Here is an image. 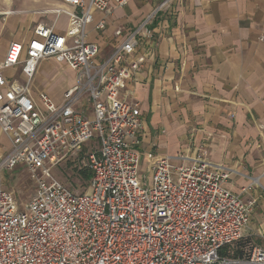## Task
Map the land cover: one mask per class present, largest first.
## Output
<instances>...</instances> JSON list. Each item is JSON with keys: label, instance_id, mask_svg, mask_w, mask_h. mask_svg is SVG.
<instances>
[{"label": "built area", "instance_id": "built-area-1", "mask_svg": "<svg viewBox=\"0 0 264 264\" xmlns=\"http://www.w3.org/2000/svg\"><path fill=\"white\" fill-rule=\"evenodd\" d=\"M163 1L133 30L114 31L104 60L87 27L103 31L127 0H62L66 33L37 25L27 44L11 42L0 63V264H264V236H246L254 201L224 187L228 171L204 159L159 157L149 182L139 174L142 120L128 83L151 53L149 28ZM96 15H100L98 20ZM53 59L74 71L55 105L30 97L38 64ZM22 81L8 77L17 71ZM95 142L96 150L87 151ZM2 148V147H0ZM72 162L91 175L78 193L52 171ZM22 166L34 187L24 209L2 186ZM257 240L236 254L234 245Z\"/></svg>", "mask_w": 264, "mask_h": 264}, {"label": "crops", "instance_id": "crops-1", "mask_svg": "<svg viewBox=\"0 0 264 264\" xmlns=\"http://www.w3.org/2000/svg\"><path fill=\"white\" fill-rule=\"evenodd\" d=\"M103 31L87 27L99 60L118 44L114 31L133 30L165 0H127ZM71 8L62 0H0V63L11 42L27 45L37 25L64 35ZM100 15H96L98 20ZM151 53L128 83L142 120L139 174L150 181L159 157L204 159L228 171L224 187L254 201L246 236H264V0H170L151 21ZM67 70L65 87L49 89L52 68ZM5 75L23 80L17 71ZM75 81L68 65L38 64L30 97L58 105ZM257 222L258 225H255Z\"/></svg>", "mask_w": 264, "mask_h": 264}, {"label": "rangeland", "instance_id": "rangeland-1", "mask_svg": "<svg viewBox=\"0 0 264 264\" xmlns=\"http://www.w3.org/2000/svg\"><path fill=\"white\" fill-rule=\"evenodd\" d=\"M51 73V82L49 89L52 92L58 93L65 87L66 81L68 79V72L67 70H61L57 67H53ZM0 155L7 149L6 142L4 138L0 137ZM97 145L95 142H91L90 145L87 146V151L96 150ZM52 174L55 179L59 180L63 183L66 187L73 189L75 192L82 193L85 192L88 188V181L85 180L74 167L72 162H65L60 167L54 169ZM2 186L4 189L11 191L16 199L17 206L19 210H23L25 204L28 202L30 196L34 192V187L30 180L29 174L26 172L24 167L19 166L14 171L3 173L2 178ZM261 193L264 195V191L259 188ZM255 225H258L257 222H254ZM256 231L264 234V229L256 226ZM257 243V240H253Z\"/></svg>", "mask_w": 264, "mask_h": 264}, {"label": "trees", "instance_id": "trees-1", "mask_svg": "<svg viewBox=\"0 0 264 264\" xmlns=\"http://www.w3.org/2000/svg\"><path fill=\"white\" fill-rule=\"evenodd\" d=\"M77 173H79L88 182L91 179V175L87 171H80V172H77ZM255 243L256 242H254L251 239H244V240H241V241L237 242L234 245V250H235L236 254H240L241 252H245V250H247L249 247L252 246V244H255Z\"/></svg>", "mask_w": 264, "mask_h": 264}]
</instances>
